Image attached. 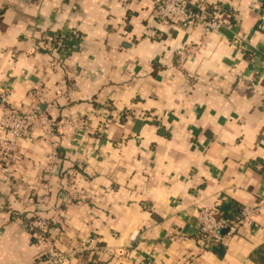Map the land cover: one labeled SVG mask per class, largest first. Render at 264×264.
Returning <instances> with one entry per match:
<instances>
[{"label":"crops","instance_id":"crops-1","mask_svg":"<svg viewBox=\"0 0 264 264\" xmlns=\"http://www.w3.org/2000/svg\"><path fill=\"white\" fill-rule=\"evenodd\" d=\"M189 1L215 7L218 33L159 25L152 0H0V115L7 93L58 124L0 173V264H52L32 215L61 219L50 240L77 250L69 264H264V209L226 247L196 219L264 196V0Z\"/></svg>","mask_w":264,"mask_h":264},{"label":"built area","instance_id":"built-area-1","mask_svg":"<svg viewBox=\"0 0 264 264\" xmlns=\"http://www.w3.org/2000/svg\"><path fill=\"white\" fill-rule=\"evenodd\" d=\"M157 23L167 29L177 24H188L201 27L205 34L218 33L222 20L215 7L205 2H190L189 0H152ZM257 28L264 33V7L260 10L257 20ZM63 37L57 40L58 44L64 42ZM63 40V41H62ZM40 99V94L37 95ZM8 94L1 95L0 115V173L2 180L6 183L13 180V169L16 161L15 152L20 140L33 136L38 130L41 131L40 138L55 143L51 137L56 131L58 124L49 117L46 111L41 110L38 101L31 104L27 109L9 104ZM81 118L73 117L66 120L71 126H78ZM56 158L53 148L47 154L45 170L50 171ZM74 198L72 191L68 190L62 196L60 205L54 207V211L62 217V208L71 203ZM46 200H43L45 202ZM53 206H51L52 208ZM264 209V196L258 197L254 203L242 206L232 215H225L217 205L200 206L197 210L198 222L197 237L200 242L211 243L226 247L229 240L238 231L241 224L250 220L260 210ZM51 223L62 228L60 218H46L40 215H32L29 224L33 231L34 239L42 248L40 256L49 260L52 264H69L70 258L76 254V249L62 250L57 246L55 240H50V232L53 227ZM93 239L88 236L86 242L89 246Z\"/></svg>","mask_w":264,"mask_h":264}]
</instances>
